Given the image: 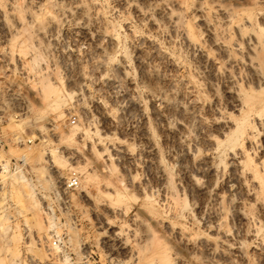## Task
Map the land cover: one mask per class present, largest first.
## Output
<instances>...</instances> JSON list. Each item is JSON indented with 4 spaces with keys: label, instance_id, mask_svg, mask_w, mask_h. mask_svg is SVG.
Masks as SVG:
<instances>
[{
    "label": "rangeland",
    "instance_id": "obj_1",
    "mask_svg": "<svg viewBox=\"0 0 264 264\" xmlns=\"http://www.w3.org/2000/svg\"><path fill=\"white\" fill-rule=\"evenodd\" d=\"M69 1L17 0L23 6H20V23L14 25L6 10V0H0L3 10L0 89L5 97L4 117L0 121V264H64L61 257L48 249L55 233L72 242L93 245L105 240L122 264H179L172 249L158 262L149 248L154 238L150 237L153 231L150 223L144 220V214L143 221L134 218L138 210L164 217L152 201L160 196L156 189L160 171L167 173L168 187L174 188L176 165L171 160L182 156L166 133V129L176 127L170 110L179 104L178 99H163L154 93L152 84L141 76L142 66L148 61L161 75L184 82L187 75L182 65L169 64L162 57V53L175 57L180 49L167 45L128 9L120 11L118 7L122 8L120 3L124 0H94L105 20H97L96 24L106 22L104 25L112 28L116 39V45L104 48L105 55L109 52L105 59L98 58L94 36L90 35L91 22H87L85 30H78L73 21L64 19L58 11ZM29 10L41 17L34 13L36 21L28 23ZM263 10L262 1L235 15L236 23L249 19L250 25L241 29V35L250 33L260 37L257 45H264ZM47 11L53 16L51 22L45 20ZM12 30L18 38L12 35ZM127 30L135 38L130 39ZM120 61L126 66L125 76L115 69ZM106 80L114 82L118 98H126L117 100ZM32 89H38L40 98L32 94ZM215 89L220 91L218 85ZM37 99L42 101L39 106ZM164 101L169 108L164 107ZM27 102L33 107L28 108ZM203 102V98H198L201 113L206 111ZM15 136L22 141H10ZM229 146L230 143L224 142L217 150L210 151L218 184L228 174L224 164ZM22 150L31 151L33 159L23 161L19 153ZM44 153L46 156L53 153V161H45ZM204 155V151L194 153L191 162H185V168L196 167ZM73 170L79 174V185L68 189L64 182ZM144 194L152 199L147 200ZM228 197L230 203L234 202V192ZM247 208L245 213H249ZM209 212V207L205 208V213ZM227 214L225 223L231 222L228 210ZM104 217L113 226L104 223ZM115 231H120L121 236ZM156 232L160 234L159 230ZM158 233L154 236H159Z\"/></svg>",
    "mask_w": 264,
    "mask_h": 264
},
{
    "label": "bare ground",
    "instance_id": "obj_2",
    "mask_svg": "<svg viewBox=\"0 0 264 264\" xmlns=\"http://www.w3.org/2000/svg\"><path fill=\"white\" fill-rule=\"evenodd\" d=\"M262 1L124 0L120 3L122 8L118 7L120 11L129 10L139 22L145 23L154 34L160 35L167 45L179 47L180 51L177 50L179 53L175 57L169 53H162V57L169 64H181L187 75L184 82L177 79L173 81L161 75L148 61L142 66L141 76L152 84V91L163 99L175 97L179 103L170 110L176 119V127L166 129L182 153L180 158L173 157L171 160L176 165L174 188L168 187L167 173L161 169L156 186L160 195L158 199L153 200L144 194L147 200L152 199L157 204L164 217L159 218L150 211L145 213L138 210L134 218L143 221L144 214V220L150 223L153 230L150 237L154 238L150 240L149 248L158 257V262L172 249L179 264H264V45H257L260 37L254 34L242 37L241 29L245 30L250 25L248 18L241 23L234 22L237 12L258 6ZM18 2L6 0V10L11 14L14 25L20 23V6H23ZM27 5L24 8L28 9ZM95 5L94 0H70L58 11L64 19L73 21L78 30H85L87 22H91L93 32L91 30L90 35L94 36L95 54L100 58L106 53V45H116V39L112 28L104 25L106 22L96 24L97 20L103 21L104 17ZM48 11L47 16H44L47 18L42 19L51 22L53 16ZM34 13L30 10L26 13L28 23L36 21ZM12 32L14 35L15 31ZM15 35L17 37V33ZM127 35L130 39L135 38L131 30H127ZM142 40L146 38L142 37ZM146 41L153 45L150 40ZM115 67L120 75L127 71L123 61ZM104 82L116 95L114 82ZM216 85L220 87L219 92L215 89ZM43 90L39 91L44 95ZM32 94L37 97L40 95L38 89ZM200 97L204 100V113L200 112ZM123 98L126 96L118 98L116 95L117 100ZM39 101L37 106L42 103ZM27 106L30 108L33 104L27 102ZM164 107L169 108L165 101ZM258 135L261 136L259 139ZM224 142L231 145L227 148L224 164L228 174L222 176L218 184L210 151L217 150ZM198 151H204L205 155L197 159L196 167L186 169L185 162H191L194 153ZM19 153L23 161L33 159L29 150ZM53 153L47 156L44 153V160L53 161ZM115 192L117 195L118 192ZM230 192L235 195L232 203L228 201ZM207 207L210 211L208 214L205 213ZM245 207H248L249 213H245ZM227 210L231 214L229 223L224 221L228 219ZM104 223L113 226L109 218L104 217ZM155 230H159L160 234H154ZM114 233L121 236L120 231ZM157 233L159 236H154Z\"/></svg>",
    "mask_w": 264,
    "mask_h": 264
},
{
    "label": "built area",
    "instance_id": "obj_3",
    "mask_svg": "<svg viewBox=\"0 0 264 264\" xmlns=\"http://www.w3.org/2000/svg\"><path fill=\"white\" fill-rule=\"evenodd\" d=\"M5 97L3 90L0 89V121H2L3 106ZM9 141V139H7ZM13 142L22 141L21 137H14ZM29 141V139H27ZM0 142L1 139H0ZM79 185V174L71 171L64 182V187L71 189ZM64 206V203H62ZM105 240L97 241L95 245L72 242L70 238H64L60 233H55L49 241V248L53 250L57 257H61L64 264H122L117 254L107 247Z\"/></svg>",
    "mask_w": 264,
    "mask_h": 264
}]
</instances>
